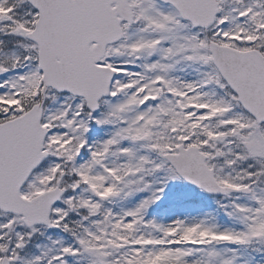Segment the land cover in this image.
Listing matches in <instances>:
<instances>
[{
	"label": "snow or ice",
	"instance_id": "1",
	"mask_svg": "<svg viewBox=\"0 0 264 264\" xmlns=\"http://www.w3.org/2000/svg\"><path fill=\"white\" fill-rule=\"evenodd\" d=\"M0 264H264V0H0Z\"/></svg>",
	"mask_w": 264,
	"mask_h": 264
}]
</instances>
